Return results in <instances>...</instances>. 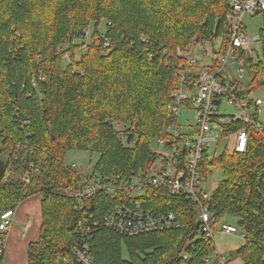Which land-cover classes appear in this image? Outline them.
Listing matches in <instances>:
<instances>
[{
  "label": "trees",
  "instance_id": "obj_1",
  "mask_svg": "<svg viewBox=\"0 0 264 264\" xmlns=\"http://www.w3.org/2000/svg\"><path fill=\"white\" fill-rule=\"evenodd\" d=\"M228 10V0H0V153L16 176L6 179V170L0 176V214L41 195L40 233L28 245L27 264H61L71 257L86 210L103 222L125 197L100 190L77 209L66 190L83 176L63 155L99 153L91 174L101 178L145 174L158 156L152 140L166 137L175 122L167 103L184 64L177 48L217 37ZM86 28L91 40L82 41L81 58L75 61L73 50L65 66L63 44L71 39L72 47ZM251 63L245 93L264 87V63ZM249 135L245 153H206L201 169L224 175L209 210L217 222L237 217L246 242L236 253L244 264H264V135L253 128ZM140 201L175 212L180 227L128 236L100 224L90 242L94 264H209L214 241L201 231L198 203L150 187Z\"/></svg>",
  "mask_w": 264,
  "mask_h": 264
},
{
  "label": "built area",
  "instance_id": "obj_2",
  "mask_svg": "<svg viewBox=\"0 0 264 264\" xmlns=\"http://www.w3.org/2000/svg\"><path fill=\"white\" fill-rule=\"evenodd\" d=\"M228 4L224 29L217 37L203 42L193 39L187 49L177 48L184 64L181 66V79L167 103L168 112L175 122L167 126L166 137L152 140L161 149L155 150L158 156L152 167L145 174L135 173L124 181L118 175L105 178L94 174L82 175L83 180L78 187L67 188L66 194L77 200V209H85L89 204L87 200L100 190L112 195L123 193L125 197L122 203L106 212L103 222L94 220L93 214L90 216L86 210L87 215L81 216L77 222V239L71 248V257L61 258V264H94L90 242L100 224L128 236L180 227L175 212L155 210L141 203L140 198L145 196L147 187L160 194L190 198L198 203L201 231L214 243L218 231L240 233L246 240L233 223H222L217 227V217L209 210L213 192L206 189L215 168H210L206 175L201 169L206 153L219 155L225 149L245 153L250 128L264 135V121L260 118L264 98L256 97L252 92L245 93L250 80L243 81L247 66L252 64V53L264 49L262 29L256 35L248 33L245 19L258 15L264 17V0H228ZM89 33L86 28L84 34L88 36ZM258 44H261V49ZM207 45L212 46L210 53L206 50ZM227 106L233 107V111H227ZM192 112L195 114L193 119L189 117ZM183 115L186 119L184 125L181 123ZM123 138H127V133ZM221 143L222 151L217 153ZM212 148L215 151H211ZM71 166L76 168L74 163ZM14 216L11 209L0 214V264H3L6 234ZM205 261L209 263L210 257ZM227 262L228 257L222 255L220 264Z\"/></svg>",
  "mask_w": 264,
  "mask_h": 264
},
{
  "label": "rangeland",
  "instance_id": "obj_3",
  "mask_svg": "<svg viewBox=\"0 0 264 264\" xmlns=\"http://www.w3.org/2000/svg\"><path fill=\"white\" fill-rule=\"evenodd\" d=\"M104 23L105 22H103V24L101 26L102 28H104ZM245 24L248 26V33H250L252 35H256V34L259 33L260 29L264 25V17L262 15H258L256 17H247L245 19ZM102 30H105V29H102ZM70 40L71 39H68L66 41V43L63 44V46H62V50H63L62 60H63L65 66L67 64H69V65L72 64L73 59H72V54L71 53H72L73 50L76 52V55H75V58H74L75 61L79 60L81 58L82 50H83V45L82 44L85 41H90L91 37H90V35H88V36L84 35V38L81 37L80 39L74 40L75 42H73L74 44H72V47L70 46ZM82 41H84V42H82ZM219 41H220V38L216 41L215 48L218 47V42ZM77 43H79V44H77ZM258 48L261 49V44H258ZM206 50L210 53L211 50H212V46H208L207 45L206 46ZM252 55H253V63L258 62L259 60H261L264 63V52L263 51H258V52H255L254 54L252 53ZM75 68H77V66ZM253 74H254V70H252L251 67L247 66L246 74H245V77H244L243 81H247L248 79L250 80L252 78ZM252 94L254 96H256V97H263L264 98V87L253 91ZM226 110L227 111H233V107L227 106ZM194 116H195L194 112H192L189 115V117H191L192 119L194 118ZM260 118L264 121V105L260 109ZM181 123L183 125L186 123L185 115L182 116ZM117 127H118L119 130H122L120 135H121V137H123L124 133H126V131H123V130H125V124L124 123H120V124H118ZM182 128H183L182 130H184V127H182ZM216 134L217 133H214V135H216ZM152 148L154 150H157V151L161 150L158 146H156V142L152 143ZM211 151H215V148H212ZM220 151H222V143L220 144V147H218L217 153H220ZM19 155H20V152H17L16 154L13 155V158L14 159H18ZM4 156L5 155L2 154V152H1L0 153L1 162H4V161H2ZM62 158L68 165H72L74 163L76 165V170L78 172H80L82 175H88V174H91L93 172V167H94V164L97 162V160L99 158V153L90 152V151H87V150H70L65 155H63ZM6 168H7V169H5L6 170V179L14 177L15 176V172H13V168H10L8 165H7ZM0 174H1V171H0ZM17 175H18V173H17ZM23 178H25V175H24ZM222 178H224L223 173L221 171H219L218 169H214L213 174L210 176V179H209V181L206 184V189L208 190L209 193L213 192V190L216 188V186L222 180ZM14 212H15V210H14ZM236 221H237V217L236 216L226 215L223 219H221V221L217 224V226L219 227L220 224L227 223V222L236 223ZM236 251L232 252V255L233 256L237 255L238 257H240V255H238L236 253ZM123 255H124L125 258L128 257V251H127V248L125 246L123 247ZM210 255H212V256L210 257L209 264H212L213 262H215L216 259L220 260L219 257L222 256L221 254H219V252L217 250L215 251V247H214V249H213V251L211 252ZM3 260H4V257H3ZM228 262H227V264H228ZM3 264H4V262H3Z\"/></svg>",
  "mask_w": 264,
  "mask_h": 264
},
{
  "label": "crops",
  "instance_id": "obj_4",
  "mask_svg": "<svg viewBox=\"0 0 264 264\" xmlns=\"http://www.w3.org/2000/svg\"><path fill=\"white\" fill-rule=\"evenodd\" d=\"M13 224L6 234L4 264H27V248L31 241L37 240L42 223L41 195L35 194L24 199L15 209ZM234 224V223H233ZM218 227V226H217ZM240 233L215 234V251L228 257V264H244V261L232 255V252L245 244ZM220 256V255H219ZM220 264V260L219 263Z\"/></svg>",
  "mask_w": 264,
  "mask_h": 264
},
{
  "label": "water",
  "instance_id": "obj_5",
  "mask_svg": "<svg viewBox=\"0 0 264 264\" xmlns=\"http://www.w3.org/2000/svg\"><path fill=\"white\" fill-rule=\"evenodd\" d=\"M218 25H219V24L216 25V27H215V31L218 30V27H219ZM5 169H6V164H5L4 162H1V161H0V171H1L0 176L2 175V173L4 172Z\"/></svg>",
  "mask_w": 264,
  "mask_h": 264
}]
</instances>
